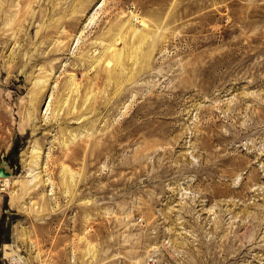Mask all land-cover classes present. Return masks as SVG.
I'll use <instances>...</instances> for the list:
<instances>
[{
  "label": "rangeland",
  "instance_id": "rangeland-1",
  "mask_svg": "<svg viewBox=\"0 0 264 264\" xmlns=\"http://www.w3.org/2000/svg\"><path fill=\"white\" fill-rule=\"evenodd\" d=\"M14 259L264 264V0H0Z\"/></svg>",
  "mask_w": 264,
  "mask_h": 264
},
{
  "label": "built area",
  "instance_id": "built-area-1",
  "mask_svg": "<svg viewBox=\"0 0 264 264\" xmlns=\"http://www.w3.org/2000/svg\"><path fill=\"white\" fill-rule=\"evenodd\" d=\"M8 264H25L22 260L14 259L10 261Z\"/></svg>",
  "mask_w": 264,
  "mask_h": 264
},
{
  "label": "bare ground",
  "instance_id": "bare-ground-1",
  "mask_svg": "<svg viewBox=\"0 0 264 264\" xmlns=\"http://www.w3.org/2000/svg\"><path fill=\"white\" fill-rule=\"evenodd\" d=\"M8 180V179H7Z\"/></svg>",
  "mask_w": 264,
  "mask_h": 264
}]
</instances>
